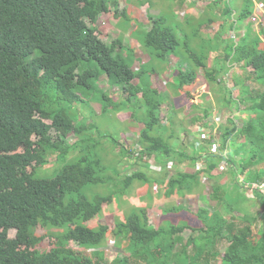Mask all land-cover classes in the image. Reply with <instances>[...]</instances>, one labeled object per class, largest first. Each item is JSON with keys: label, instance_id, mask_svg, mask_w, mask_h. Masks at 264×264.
<instances>
[{"label": "trees", "instance_id": "obj_1", "mask_svg": "<svg viewBox=\"0 0 264 264\" xmlns=\"http://www.w3.org/2000/svg\"><path fill=\"white\" fill-rule=\"evenodd\" d=\"M189 1L197 2L181 0L178 11ZM206 1L211 11L209 22L221 20L217 41L202 36L193 43L195 38L183 27L190 23L186 17V22L179 25L170 15L152 16L151 28L141 41L150 61L135 71V51L127 48L126 54L120 53L122 41L109 45L100 38L96 26L98 18L112 7L119 13L116 0L110 4L106 0H0V264H96L93 258L61 246L39 250L46 236L37 235L38 227L57 230L66 226L69 229L64 236L54 239L88 249L106 247L110 238L121 239L127 254L112 264H213L217 260L220 264H264V194L259 187L264 184V50L250 36L238 41L237 35L225 38L228 29H238L236 25L251 16L253 2L243 0L237 10L238 0ZM237 11L239 17L234 21ZM120 15L126 22L130 20L125 12ZM181 30L185 32L180 35ZM261 33L264 35V29ZM194 36H199L198 31ZM213 45L219 49L216 58L208 56ZM171 55L180 58L181 64L178 62L176 82L170 86H175L174 95L180 91L183 98L187 97L183 88L193 85L201 68L206 69L204 77L209 86L226 83L235 67L242 70L240 77H232L239 92L237 98L225 99L219 105L231 113L227 125L206 107L201 117H192L190 124L196 125L192 132L185 127L177 129L174 118L172 123L161 125L166 96L151 80L160 72L155 61H166ZM223 55L226 64L220 60ZM103 76L120 87L126 101L113 107L108 95L97 92L101 113L121 111L130 105L139 107V102L147 107L140 140L152 149L145 148L143 154L154 156L166 175L180 159H190L196 165L191 173L176 170L168 184L169 197L193 195L206 185L201 184L199 174L214 176L225 163V171L217 177L219 183L230 172L236 187L246 188L255 196L250 202L254 207L261 206L259 213L243 210L237 214V201L234 209L227 188L217 185L212 195L217 206L199 213L204 235L186 242L183 234L190 228L187 222L157 227L146 208L140 212L130 204L135 211L118 219L114 226H88L102 216L104 206L114 198L109 194L89 199L83 193L90 185L111 183L106 169L103 174L107 178L98 177L99 160L86 163L82 158L64 166L51 179L36 175L48 164V155L59 153V162L68 156L71 135L79 137L88 131L68 109L81 101L80 91L96 90L95 84ZM248 81L258 88H250ZM188 96L192 98L190 92ZM191 107L199 106L193 103ZM171 111L178 114L174 108ZM182 132L183 140L193 135L200 145L196 155L171 145ZM181 147H185L183 141ZM193 149L195 152V145ZM141 178V173L124 177L122 189ZM223 208L226 214L235 211V215L225 217ZM11 232L15 233L13 237ZM222 242L226 244L220 247ZM179 245L181 250L174 252Z\"/></svg>", "mask_w": 264, "mask_h": 264}, {"label": "rangeland", "instance_id": "obj_2", "mask_svg": "<svg viewBox=\"0 0 264 264\" xmlns=\"http://www.w3.org/2000/svg\"><path fill=\"white\" fill-rule=\"evenodd\" d=\"M110 1L114 0H106L108 4ZM116 1L118 2L119 13L117 14L115 8L112 7L110 12L102 14L98 18L96 26H98L100 38L109 45L118 40L122 41L123 49H117V51L120 50V53L126 54L127 48H130V51H135V62L133 64L135 71L139 70L142 64H148L150 61L148 53L141 46V41L144 33L151 28L152 16L170 15L179 25L181 23L183 25L186 22L184 20L186 17L190 23H186L183 27L189 31V36L195 38L193 43L200 41V39L196 38H201L202 36L210 41H217L220 38V36L217 37V33L221 25V20L209 22L208 19L211 16V11L206 8V3H208L206 0H196L197 2H194V4H192L193 1L185 2L179 8V11L178 7L181 6V0ZM246 1L249 4L253 2L250 9L252 15L244 19L240 24H237L238 29L234 31L228 29L225 38L237 35L236 41H238L240 37L250 36L258 40L260 42L259 48L264 50V35L261 33V30L264 29V0H245L244 2ZM259 3L262 5H259ZM242 6L243 0H238L236 3L237 10H240ZM121 12L127 14V17L130 19L128 22L125 21L127 20L126 18H121ZM238 17L239 14L237 11L234 21ZM232 18L234 19V16ZM199 21L202 22L203 27H201ZM185 30H181L180 35L182 33L184 34ZM196 31H198V37L194 36ZM212 47H214L212 48L213 51L209 52L208 56L216 58L219 49L216 45ZM220 60L226 64L224 55L220 57ZM178 62L181 64L180 58L171 55L166 61H155L154 63L155 66H158L160 72H158V76L151 80V83L155 85L154 87L159 88L166 96L161 107V113L164 112V119L161 125L170 124V121L172 123V118H174V124L177 129L185 127L187 131L192 132V130L196 129L195 124L192 126L190 124L192 117L197 115L201 117V110L205 107L210 109L212 116L217 115L222 118L224 121L222 125H227L226 120L231 117V113L220 109L219 105L222 101L225 102V99L237 98L239 92L233 84L232 77H240L243 73L242 70L239 67H235L229 73L226 87V83L209 86L204 77L206 69L201 68L196 75V80L193 85L183 88V92L187 95L186 98H183L179 94L180 91H177V94L174 95L172 89L175 86H170L172 82H176L178 72L175 70L178 67ZM134 83L137 84L138 80L136 79ZM247 84L252 89L258 88L252 81H248ZM95 86L96 90L94 91L88 89L80 91L81 101L68 109L69 114L75 119L77 116L78 122L85 125L88 130L85 134H82L83 136L81 135L83 142L80 139L81 136L76 137L75 134L71 135L68 139V146L70 148L68 156L59 162L57 160L59 153L48 155V164L39 169V173L37 171L36 175L38 178L51 179L55 178L64 166L82 158L85 161L87 160L86 163L92 160H99L100 166L97 169L98 177L105 179L107 178L106 176H110L112 177L111 183L110 185H90L84 189L83 193L89 199L96 196H107L109 194H113L114 198L110 205L104 206L102 216L100 218L97 216L93 221L87 223L88 226L95 229H98L96 227L103 224L114 226L118 219H125L135 211L130 209V205H132V207L139 208L140 212L143 208H146L150 213L153 224L157 225V227H170L172 224L178 225L182 222H187L190 228L183 234L186 242L193 236L204 235L205 225L199 213L205 208L210 210L209 207L217 206V202L212 199L214 188L217 185L227 188L228 200H234V209L236 207L235 200L237 201V206L239 207V209H236L237 214H242L241 212L243 210L251 211L253 214L259 213L258 211H260L261 206L254 207L250 202L255 199V196L246 188L236 187L232 181L230 172L226 173L225 177L219 183L217 177L225 171L227 167L225 163L219 169H216L214 171L215 173L213 172L214 176L208 177L207 175L202 177L200 173V179L202 178L201 184L206 185L195 191L193 195L181 197L176 194L169 197L167 195L168 184L171 178L176 176V170L180 169L183 172L191 173L194 171L193 168H196V165L190 159H180L177 161L176 167L175 165L172 167L170 165L171 168L168 175H166L167 171H164L163 167L156 165L155 162L153 164L156 166H151L149 160L154 156H149L141 152L145 148L152 149L151 145L142 142L139 137L135 139L145 128L142 121L145 119L147 107L142 102H139V107L130 105L121 111L113 112L110 110L108 113H101L102 101L97 95V92L108 95L114 104L113 107L119 102L126 101V97L123 96L119 86H113L108 83L106 76L100 77ZM189 92L192 96L191 99L188 96ZM193 103L199 107L197 109L191 107ZM172 108L178 112L177 115H174L173 111H171ZM219 117L216 119L213 118V120L219 121ZM245 118H247V115H245ZM178 124H181V126ZM181 134L180 139L172 140L171 145L176 147V149L180 148L184 150L188 155H196L200 145H197L196 141H194L195 137L192 135L188 139L183 140L185 133L182 132ZM182 141L185 147H181ZM194 145L195 152L193 149ZM104 169H106V176L103 174ZM136 173H141L142 178L133 181L129 187L127 186L123 190L122 185L124 183L120 184L123 178ZM196 173L198 172L194 174ZM154 178L157 179L154 180ZM175 208H183L184 210L177 212L174 211ZM221 210L225 214V217L235 215V211L234 213L228 211L226 214L225 208ZM68 229L69 227L67 226L57 230L38 227L37 235L46 236V239L39 245V250L47 251L52 246H61L93 258L96 264H112L117 257L127 254L121 247V239L115 240L114 238H110L106 247L99 249L83 248L74 242L54 239L57 235L64 236ZM14 234V232H11L10 236L13 237ZM51 234L53 236H49ZM223 243L226 244V242H222L220 247H223ZM180 248H182L181 245L177 246L174 252H179L181 250ZM101 254L104 255L103 258L100 256ZM213 264H220V262L217 260Z\"/></svg>", "mask_w": 264, "mask_h": 264}, {"label": "clouds", "instance_id": "obj_3", "mask_svg": "<svg viewBox=\"0 0 264 264\" xmlns=\"http://www.w3.org/2000/svg\"><path fill=\"white\" fill-rule=\"evenodd\" d=\"M109 4H110V2H109ZM257 4H258V3H257ZM259 5H260V4H259ZM251 12H252V11H251ZM251 15H252V14H251ZM142 65H143V64H142ZM138 137H139V139H140V134H139L135 139H138ZM153 162H155V159L152 157V158L149 160V163H150L151 166H154V167H155L157 164L154 165ZM259 187H260V188H263V194H264V184H263V185H259ZM255 188H256V187H255Z\"/></svg>", "mask_w": 264, "mask_h": 264}]
</instances>
